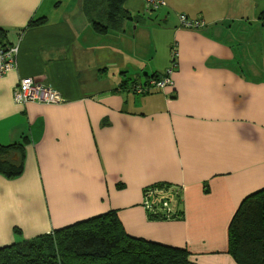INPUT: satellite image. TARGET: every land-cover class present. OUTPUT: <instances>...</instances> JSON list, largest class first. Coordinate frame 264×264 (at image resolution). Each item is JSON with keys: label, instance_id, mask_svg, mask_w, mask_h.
I'll return each instance as SVG.
<instances>
[{"label": "crops", "instance_id": "crops-1", "mask_svg": "<svg viewBox=\"0 0 264 264\" xmlns=\"http://www.w3.org/2000/svg\"><path fill=\"white\" fill-rule=\"evenodd\" d=\"M83 1L0 0L1 41L19 44L0 77V143L25 144L10 157L23 173L0 174V247L114 211L191 264H238L231 221L264 188V0H164L163 21L136 25L144 3L127 0L130 17L107 31ZM181 14L208 25L180 27ZM173 47L174 84L133 92L164 75ZM24 77L64 100L16 102ZM162 183L181 186L183 218H149L145 190Z\"/></svg>", "mask_w": 264, "mask_h": 264}, {"label": "trees", "instance_id": "trees-1", "mask_svg": "<svg viewBox=\"0 0 264 264\" xmlns=\"http://www.w3.org/2000/svg\"><path fill=\"white\" fill-rule=\"evenodd\" d=\"M126 1L84 0L83 12L100 31L118 29L130 17ZM261 17L264 19V12ZM3 36L0 31V43ZM24 147V142L0 143V174L15 178L23 173V157H10ZM163 184L167 183L157 185ZM228 252L238 264H264V188L248 195L234 215ZM191 254L188 248L131 235L111 211L0 247V264H191Z\"/></svg>", "mask_w": 264, "mask_h": 264}, {"label": "built area", "instance_id": "built-area-1", "mask_svg": "<svg viewBox=\"0 0 264 264\" xmlns=\"http://www.w3.org/2000/svg\"><path fill=\"white\" fill-rule=\"evenodd\" d=\"M147 10H157L165 5L164 0H143ZM208 25L203 18H190L186 14L180 15V27L189 29H200ZM19 44L0 43V77L5 76L17 66ZM179 52L176 47L172 49V63L164 75L151 77L147 83L131 87L133 92L148 93L152 89L172 86L173 74L178 68ZM14 99L18 103L39 102V103H60L64 99L60 92L52 87L45 86L36 81L33 77H24L16 85ZM181 186L163 184L149 186L144 193L143 205L150 217L164 220H178L183 218L181 205Z\"/></svg>", "mask_w": 264, "mask_h": 264}, {"label": "rangeland", "instance_id": "rangeland-1", "mask_svg": "<svg viewBox=\"0 0 264 264\" xmlns=\"http://www.w3.org/2000/svg\"><path fill=\"white\" fill-rule=\"evenodd\" d=\"M65 1L68 2L67 8H70L71 6L74 5V0H65ZM256 2L258 3V7H259V4H261V6L263 5V1H261V0H256ZM141 3L143 4L144 1L142 2V0H139V5ZM166 5H161L159 8H157V10H153V9L152 10H147L145 8V4H144V8L145 9L144 10H141L142 13H141V11H139V12H137V13L134 14V17L133 18H134V21H135V25L138 24L140 22V20H145V21H148L149 22L150 21L149 18L151 16L154 17V18L152 17L153 19H151V20L157 19L158 22L163 21L164 18H165V16H166V13L163 14L162 16H160V15L162 14V11L165 10L164 6H166ZM158 220H161V219H158ZM167 221H170V220H167Z\"/></svg>", "mask_w": 264, "mask_h": 264}]
</instances>
